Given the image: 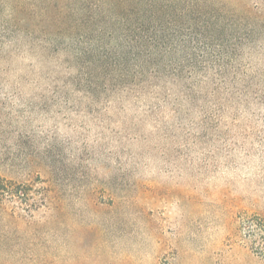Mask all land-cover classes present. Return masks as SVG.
I'll return each instance as SVG.
<instances>
[{
  "label": "rangeland",
  "instance_id": "1",
  "mask_svg": "<svg viewBox=\"0 0 264 264\" xmlns=\"http://www.w3.org/2000/svg\"><path fill=\"white\" fill-rule=\"evenodd\" d=\"M0 187V264H264V0H0Z\"/></svg>",
  "mask_w": 264,
  "mask_h": 264
},
{
  "label": "trees",
  "instance_id": "2",
  "mask_svg": "<svg viewBox=\"0 0 264 264\" xmlns=\"http://www.w3.org/2000/svg\"><path fill=\"white\" fill-rule=\"evenodd\" d=\"M157 34L158 33L156 32L155 35L153 37H150V38H152V39L155 38V37L157 38L158 37ZM140 35H142L140 37V39H139L138 36H136L135 39L137 41L144 42L143 46H141V45H130V50H131V47H132L133 50H137L138 52H140V54L146 52L147 54H149L150 56H152L153 54H158L160 52V50L162 49V47L164 46L161 43V37L162 36H160L158 39H153L154 40V45L152 46L151 45V42H148L147 41L148 40L147 39V36H149L147 33H143V34H140ZM155 65H156V68L159 67V66H165V67L169 68V66H170V65L168 66V64H163V63H161V64H155ZM171 67L174 68L173 66H171ZM157 69H160L161 70V68H157ZM3 188L4 187H2V189Z\"/></svg>",
  "mask_w": 264,
  "mask_h": 264
}]
</instances>
